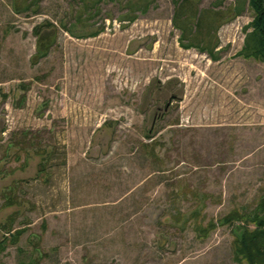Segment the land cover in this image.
Returning a JSON list of instances; mask_svg holds the SVG:
<instances>
[{
    "label": "rangeland",
    "instance_id": "rangeland-1",
    "mask_svg": "<svg viewBox=\"0 0 264 264\" xmlns=\"http://www.w3.org/2000/svg\"><path fill=\"white\" fill-rule=\"evenodd\" d=\"M91 1L0 0V264H244L228 225L173 217L200 195L203 225L248 212L264 188L249 0H186L203 50L182 47L181 0Z\"/></svg>",
    "mask_w": 264,
    "mask_h": 264
},
{
    "label": "trees",
    "instance_id": "trees-1",
    "mask_svg": "<svg viewBox=\"0 0 264 264\" xmlns=\"http://www.w3.org/2000/svg\"><path fill=\"white\" fill-rule=\"evenodd\" d=\"M86 3V6L95 7L91 0L82 2ZM186 0H181L177 5L175 11V17L173 19V25L181 30V37H184L191 40L192 42L182 45L184 49H190V47H195L199 50H203L206 47H200L194 41H196V36L191 37V26L189 21L191 18L185 14L191 11V14L195 12L193 7L190 5L186 7L184 4ZM85 6V7H86ZM249 6L252 11H254L253 20L250 22V27L252 30L247 34V37L244 42L243 51L248 56L256 58L259 61L264 62V0H249ZM238 7L231 9L234 13H238ZM18 12L19 10L16 9ZM180 12L183 14H180ZM216 19H224V14L214 12ZM192 17H195L192 14ZM134 19V16L129 17L131 22ZM185 19V21H184ZM187 19V21H186ZM194 26L198 32L203 28L202 19L200 17L195 18ZM50 27L47 24V27ZM213 29V27H211ZM209 29V30H211ZM212 31V30H211ZM34 34L37 37V54L46 56L47 52L54 43V38L49 34L42 33L39 31V27L33 29ZM52 32V31H51ZM195 32V30H194ZM53 33V32H52ZM98 31L95 33H90V36H96ZM198 34V33H197ZM196 34V35H197ZM207 49V48H206ZM194 196V192L188 191ZM258 200L255 204L254 210L243 212L238 208H232L228 214L221 217V219L214 222L212 219L207 222L206 225H203L201 219V208L205 206V200L207 196L200 195L198 200V205L195 208H192L189 213L183 214L177 211L175 215L174 222L179 224L180 229L184 230L189 224L192 226V230L195 234L206 237L209 235L210 231L215 230L217 226L228 225L232 228L231 233H233V255L238 262H244V264H264V188L262 189ZM172 218V219H173ZM205 218H203L204 220ZM252 226V227H251Z\"/></svg>",
    "mask_w": 264,
    "mask_h": 264
}]
</instances>
